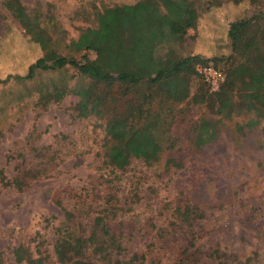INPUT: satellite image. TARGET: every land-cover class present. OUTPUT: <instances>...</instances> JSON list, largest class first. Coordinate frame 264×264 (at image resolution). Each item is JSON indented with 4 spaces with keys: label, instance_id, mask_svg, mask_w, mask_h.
Here are the masks:
<instances>
[{
    "label": "rangeland",
    "instance_id": "374dc122",
    "mask_svg": "<svg viewBox=\"0 0 264 264\" xmlns=\"http://www.w3.org/2000/svg\"><path fill=\"white\" fill-rule=\"evenodd\" d=\"M19 1L40 13L58 54L79 60L82 53H71L67 46L80 32L95 28L104 10L138 0ZM188 1L199 18L183 41L172 46L177 58L229 57V25L264 11V0ZM4 2L0 0V80L7 81L0 84V170L8 179H24L26 186L17 191L0 183L3 264H29L37 248L47 251L48 264H55L53 229L63 220L62 209L75 214L82 235L94 217L107 216L122 250L109 256L88 254L93 264H176L180 259L184 264H216V247L227 264H264V133L236 132V120L213 118L197 103L206 87L195 77L188 99L173 106L169 134L176 139L175 149L151 166L133 160L125 171L113 173L105 164L104 125L123 111L130 92L126 95L121 84H97L91 110L80 115L73 91L91 82L74 68L17 79L43 53ZM219 68L224 72L225 65ZM202 118L218 121L217 138L196 148L192 127ZM107 203L115 215L109 214ZM186 205L202 210L203 219L192 226L182 222L178 210Z\"/></svg>",
    "mask_w": 264,
    "mask_h": 264
},
{
    "label": "trees",
    "instance_id": "16d2710c",
    "mask_svg": "<svg viewBox=\"0 0 264 264\" xmlns=\"http://www.w3.org/2000/svg\"><path fill=\"white\" fill-rule=\"evenodd\" d=\"M3 6L43 53L28 67L26 75L17 79L31 80L39 72L66 66L74 68L80 78L91 82L90 87L73 91L79 97L76 111L80 115L91 110V92L97 84H121L125 86L126 95L130 92L123 111L104 125L108 139L105 164L113 173L125 171L133 160L151 166L159 162L164 152L175 149L176 139L169 134L173 106L188 99L191 80L195 77L201 80L203 89H209L197 68L210 63L222 73L224 81L213 93L203 90L198 101L193 97L194 102L205 106L213 118L236 120V132L259 129L264 133V11L229 25L227 36L232 49L229 57L177 58L172 46L183 41L199 18L192 2L138 0L133 4L116 5L97 17L95 28L82 30L67 46L71 53H82L77 60L72 55L57 53L44 27L45 21L36 9L28 10L19 0H5ZM89 52L95 55L94 59L88 57ZM221 63L225 65L224 72L219 68ZM6 81L0 80V84ZM217 123L205 118L195 123L193 146L202 148L214 143ZM0 183L4 188L17 191L26 186L24 179H8L1 170ZM136 196L137 203L139 197ZM107 204L109 214L115 215L114 207ZM178 212L181 221L188 226L204 216L194 205H186ZM62 216V222L53 229L55 264H93L87 259L88 254L109 256L122 250L103 213L92 219L87 235L80 233V223L72 211L62 209ZM36 235L43 241L42 235ZM191 241L188 246L193 248ZM46 252L37 248V256L31 258L29 264H48L50 256ZM213 256L216 264H227L217 247ZM0 264H3L1 257ZM176 264H184V261L180 259Z\"/></svg>",
    "mask_w": 264,
    "mask_h": 264
},
{
    "label": "built area",
    "instance_id": "2783aa9c",
    "mask_svg": "<svg viewBox=\"0 0 264 264\" xmlns=\"http://www.w3.org/2000/svg\"><path fill=\"white\" fill-rule=\"evenodd\" d=\"M197 73L213 92L217 91L224 81L222 73L215 69L211 63L204 67H198Z\"/></svg>",
    "mask_w": 264,
    "mask_h": 264
}]
</instances>
